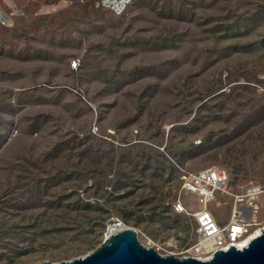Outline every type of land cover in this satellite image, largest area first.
I'll use <instances>...</instances> for the list:
<instances>
[{
  "label": "rangeland",
  "instance_id": "obj_1",
  "mask_svg": "<svg viewBox=\"0 0 264 264\" xmlns=\"http://www.w3.org/2000/svg\"><path fill=\"white\" fill-rule=\"evenodd\" d=\"M97 2L0 0V264L83 257L120 224L186 257V173L264 184V0Z\"/></svg>",
  "mask_w": 264,
  "mask_h": 264
},
{
  "label": "built area",
  "instance_id": "obj_2",
  "mask_svg": "<svg viewBox=\"0 0 264 264\" xmlns=\"http://www.w3.org/2000/svg\"><path fill=\"white\" fill-rule=\"evenodd\" d=\"M135 0H98L97 6L115 16H122L130 9ZM10 18L0 3V24L10 25ZM79 60H73L70 68L78 70ZM15 102V101H14ZM95 126L92 133L98 134ZM109 135H115L112 130ZM181 193L196 197L198 209L187 208L182 198L173 205L178 214H186L193 219L197 240L185 254L198 260H211L218 251L228 252L232 247L243 250L242 243L257 229H264V184L249 183L235 188L228 173L220 168L210 167L182 177ZM226 198L228 202L222 201ZM230 203V216L226 223L218 220L209 209L217 210Z\"/></svg>",
  "mask_w": 264,
  "mask_h": 264
},
{
  "label": "water",
  "instance_id": "obj_3",
  "mask_svg": "<svg viewBox=\"0 0 264 264\" xmlns=\"http://www.w3.org/2000/svg\"><path fill=\"white\" fill-rule=\"evenodd\" d=\"M137 235L132 228H125L105 238L96 250L83 257L42 264H264V229L243 250L232 247L228 252L218 251L206 261L161 255L153 247L141 244Z\"/></svg>",
  "mask_w": 264,
  "mask_h": 264
},
{
  "label": "bare ground",
  "instance_id": "obj_4",
  "mask_svg": "<svg viewBox=\"0 0 264 264\" xmlns=\"http://www.w3.org/2000/svg\"><path fill=\"white\" fill-rule=\"evenodd\" d=\"M9 1V0H8ZM125 228H128L126 226H124L123 224L120 225H115V226H111L109 227L105 237L108 238L111 234H114L116 232H119ZM262 234V229H257L250 238H248L246 241H244L242 243V247H246L248 246V244L256 237L260 236Z\"/></svg>",
  "mask_w": 264,
  "mask_h": 264
},
{
  "label": "trees",
  "instance_id": "obj_5",
  "mask_svg": "<svg viewBox=\"0 0 264 264\" xmlns=\"http://www.w3.org/2000/svg\"><path fill=\"white\" fill-rule=\"evenodd\" d=\"M222 30L219 29V28H214V29H211V30H208L207 32L211 33V35L213 36H217L219 32H221Z\"/></svg>",
  "mask_w": 264,
  "mask_h": 264
}]
</instances>
